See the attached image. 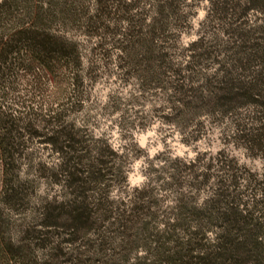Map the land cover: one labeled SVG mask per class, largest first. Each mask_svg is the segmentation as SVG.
Masks as SVG:
<instances>
[{
	"label": "trees",
	"instance_id": "trees-1",
	"mask_svg": "<svg viewBox=\"0 0 264 264\" xmlns=\"http://www.w3.org/2000/svg\"><path fill=\"white\" fill-rule=\"evenodd\" d=\"M185 2L0 0V195L14 192L23 163L40 164L26 149L31 139L48 135L41 141L52 145L61 162L42 169L65 191L64 197L49 196L43 219L62 221H41L36 238L54 228L69 244H0V264H264V169L244 175L231 159L213 158L216 173L210 172L213 163L202 175L192 173L188 186L195 191L185 193L183 169L171 161L165 186L176 197L158 229L161 204L152 179L112 194L117 182H127L125 161L108 138L64 124L83 107L86 86L98 77L96 59H103L106 69L116 51L122 81H135L139 91L127 99L128 108L115 94L102 105L109 113L121 112L123 128L147 118L137 110L133 118L127 114L149 93L164 99L169 111L163 121L179 126L193 142L202 131V116L231 119L232 133L264 159V0H211L221 22L233 17L222 27L227 39L201 34L182 46ZM250 12L259 18H248ZM77 29L96 38L90 49L70 34ZM210 66L214 70L208 72ZM164 109H154V115ZM212 177L216 181L209 185ZM202 188L208 196L196 205ZM81 238L91 245H72ZM81 246L87 255L68 252ZM142 250L144 255L130 259Z\"/></svg>",
	"mask_w": 264,
	"mask_h": 264
},
{
	"label": "rangeland",
	"instance_id": "rangeland-1",
	"mask_svg": "<svg viewBox=\"0 0 264 264\" xmlns=\"http://www.w3.org/2000/svg\"><path fill=\"white\" fill-rule=\"evenodd\" d=\"M210 2L211 0H186L182 9H184L188 21L183 23L180 28L182 32L179 42L182 46L196 40L201 34L206 36L215 35L223 41L227 39L222 27L226 28L228 21L233 17L221 22L218 19V12L212 11ZM216 5L215 8H218V5ZM152 13L151 10L148 11V15H152ZM248 18L255 20V18H259V15L250 12ZM70 34L74 35L87 49H90L96 41V38H89L78 29L76 32H70ZM116 61V51L112 52L108 58L106 69L103 65L104 60L96 59L98 77L91 86L85 83L89 94L84 100L83 107L66 116L64 122V124L72 125L84 134L94 138L102 136L108 138L112 148L118 151L121 160L125 161L127 182L125 185L120 181L117 182L112 194L119 195L125 187L126 190L130 191L136 188L139 189L147 177L152 179L151 185H153L155 195L161 204L158 211L160 214L159 222L156 221L158 229H161L163 222L166 220L163 215L166 217L165 211H168L174 205L176 197L173 189L165 186L170 180V173H172L171 161L177 160L179 166L183 169L181 175L184 183L180 190L185 193L195 191L188 186V183L192 181L191 174L202 175L206 171L205 165L209 163L214 164L210 170V172H214L218 166L215 165L213 158L220 156L231 159L244 175L248 171L254 174L262 173L264 159L260 152L246 148L243 139H240L238 134L235 136L232 133L233 123L231 119L220 122L218 119L214 120L211 117L202 116L200 119L202 131L199 138L193 142V136H188L187 132H183L179 126L172 122L163 121L161 116L169 111L164 99L145 93L144 100L140 102L141 104L133 106L132 111H129L130 113L127 115L133 118L132 113L137 110L140 111L139 114L147 118L142 120L141 125L123 128L120 125L121 112L109 113L102 109V105L108 101L110 95L115 94L123 102L122 108H128L127 105L124 107L127 99L131 94H139V91L135 81H122L119 71L115 68ZM84 62L88 64V57H85ZM206 70L208 72L213 71L214 67L210 66ZM50 90L51 87L47 88V92ZM159 107H164V111L160 115H154V109ZM39 125L40 133L45 132L41 129L42 124ZM47 138L48 135H44L30 140L26 149V156L32 157L34 163L40 162V164L29 167L26 163H23L18 170L19 184L15 186L14 192L6 197L0 195V244L2 245H6V243H9V245H69L61 242L65 236L58 233L59 229L52 228L51 232L44 238H36L37 231L40 228L39 223L45 220L43 219L44 212H46L44 206L47 201H50L49 196L56 195L59 197L61 195L64 197L63 191H65L61 190V184L46 179L45 175H48V172L43 169L50 170L55 164L61 162L52 145L41 141V139L46 140ZM183 164L187 166L196 164V167L189 170L182 166ZM215 181L216 178L212 177L208 184H213ZM239 182L241 184L245 183L243 178L239 179ZM2 188L0 177V192ZM208 191V188H202L196 193V205H202L208 196ZM45 221L54 223V221L60 222L62 220L48 218ZM72 245L89 246L91 243L87 238H81ZM84 248L81 246L79 249L72 251L70 249L68 252H72L74 257L77 253L87 255ZM37 252L41 254L42 249L39 247ZM144 254L142 250L136 253L133 252L129 257L132 260L136 255ZM61 259L63 258H59L57 261L62 262Z\"/></svg>",
	"mask_w": 264,
	"mask_h": 264
}]
</instances>
